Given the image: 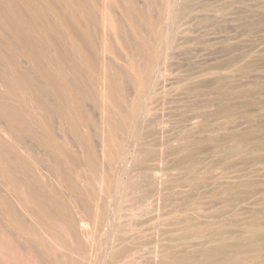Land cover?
<instances>
[{
  "label": "rangeland",
  "instance_id": "rangeland-1",
  "mask_svg": "<svg viewBox=\"0 0 264 264\" xmlns=\"http://www.w3.org/2000/svg\"><path fill=\"white\" fill-rule=\"evenodd\" d=\"M0 264H264V0H0Z\"/></svg>",
  "mask_w": 264,
  "mask_h": 264
}]
</instances>
